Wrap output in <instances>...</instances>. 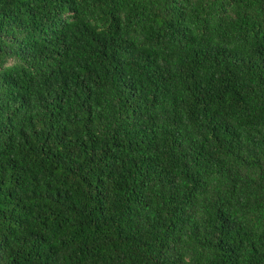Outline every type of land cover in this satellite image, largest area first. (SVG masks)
Returning <instances> with one entry per match:
<instances>
[{"label":"trees","instance_id":"obj_1","mask_svg":"<svg viewBox=\"0 0 264 264\" xmlns=\"http://www.w3.org/2000/svg\"><path fill=\"white\" fill-rule=\"evenodd\" d=\"M0 264H264V0H0Z\"/></svg>","mask_w":264,"mask_h":264}]
</instances>
